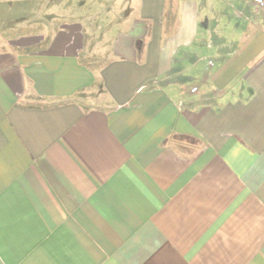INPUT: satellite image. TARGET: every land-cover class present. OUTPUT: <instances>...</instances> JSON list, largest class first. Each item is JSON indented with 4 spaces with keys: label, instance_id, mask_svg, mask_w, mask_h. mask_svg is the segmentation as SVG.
I'll return each instance as SVG.
<instances>
[{
    "label": "crops",
    "instance_id": "obj_1",
    "mask_svg": "<svg viewBox=\"0 0 264 264\" xmlns=\"http://www.w3.org/2000/svg\"><path fill=\"white\" fill-rule=\"evenodd\" d=\"M76 1L0 34V264H264V5Z\"/></svg>",
    "mask_w": 264,
    "mask_h": 264
},
{
    "label": "rangeland",
    "instance_id": "obj_2",
    "mask_svg": "<svg viewBox=\"0 0 264 264\" xmlns=\"http://www.w3.org/2000/svg\"><path fill=\"white\" fill-rule=\"evenodd\" d=\"M58 0H0V34L7 35L11 39H20L29 36H39L41 34H53L59 24L63 21H70L75 18L93 19L92 21L99 22L102 20L104 27L108 28L111 22H115V18L90 15L71 14V11H76L75 8L65 9L62 12V7L72 4L76 6V0H61L62 5L59 9L55 6ZM74 4H73V3ZM52 7L50 10L47 7ZM53 28V29H52ZM49 29V30H48ZM116 32H106L102 29L98 31L88 32L90 40L96 42L103 40L104 37L110 40L111 36ZM110 34H112L110 36ZM91 43V42H90Z\"/></svg>",
    "mask_w": 264,
    "mask_h": 264
},
{
    "label": "built area",
    "instance_id": "obj_3",
    "mask_svg": "<svg viewBox=\"0 0 264 264\" xmlns=\"http://www.w3.org/2000/svg\"><path fill=\"white\" fill-rule=\"evenodd\" d=\"M253 3H254L255 5H257L258 7H263V5H264L263 0H254ZM209 64H211V63H209ZM195 90H196V89L193 88L191 91H192V92H195Z\"/></svg>",
    "mask_w": 264,
    "mask_h": 264
}]
</instances>
